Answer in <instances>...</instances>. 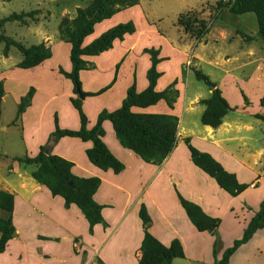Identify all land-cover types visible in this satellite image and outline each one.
Masks as SVG:
<instances>
[{
    "label": "crops",
    "instance_id": "crops-1",
    "mask_svg": "<svg viewBox=\"0 0 264 264\" xmlns=\"http://www.w3.org/2000/svg\"><path fill=\"white\" fill-rule=\"evenodd\" d=\"M117 14L97 23L93 33L84 38L82 46L90 44L113 26L126 23L111 22ZM231 15L227 8L223 9L216 19L210 21L208 32L197 41L179 26L173 36L150 30L151 24L145 20L141 29L135 24L133 34L125 35L121 41L114 40L109 50L82 57L93 65L92 69L81 70L78 74L82 92L95 93L108 87L100 95L82 98L81 108L88 120L87 129L95 126L102 111L111 113L119 109L132 84H135L137 93L148 87L146 73L151 62L145 49L159 51L160 62L156 70L160 76L154 90L162 92L176 82L174 88L177 91L172 108L164 100L145 108H130L135 114H164L178 120L175 146L158 165L146 163L122 147L108 120L102 122V142L123 165V170L117 174L111 169L101 170L89 162L86 151L92 147L91 141L65 136L53 145L51 154L70 162L74 176L100 180L92 198L102 207L106 227L96 224L91 234L88 222L76 205L65 207L62 197L53 196L48 188L32 178L36 164L25 165L16 161L35 157L56 126L71 131L80 128L78 111L70 102L71 98L78 96L74 94L72 82L58 72L59 67L66 73L72 71L70 44L66 43V60L54 62L56 54L50 45L51 40H46L45 33L30 31L32 35L38 34L40 44L50 47L51 57L29 69L17 68L19 62L15 65L29 78L26 83H18L20 92L14 99L15 115L20 98L30 88L34 93L19 121L13 123V119L8 124L19 133L16 147L22 154L14 156L16 154L4 150L0 143V190L13 195L11 217L15 228L0 257L5 256L8 247L14 246L16 256L19 254L15 261L22 258L28 264H43L50 257L46 243L64 240L80 264H94L95 261L100 264H138L143 239L138 211L143 204L151 220L147 231L164 246H169L174 239L181 243L184 258L171 262L181 264L186 260L187 244H194L195 248L200 238H206L212 245L214 237L210 231L195 230L179 204L177 193L198 205L208 216L219 219L218 230L233 235L234 239L242 236L264 199V121L255 117H264V41L257 33L248 36L249 41L242 39L239 33L246 34L244 30L239 32V24ZM35 26L38 25L24 27L32 29ZM148 39L150 43H146ZM191 59L192 66L188 67ZM192 68L209 78L232 109L217 128L201 122L206 109L202 101L210 98L213 88L197 80ZM194 78L197 86L193 85ZM5 96L4 89L1 105ZM7 130V126L0 125V133L5 134ZM187 142L198 151L209 154L225 171L234 174L239 183L249 187L231 197L192 163ZM0 212L1 218L7 217L6 212ZM260 234H264V229L256 231L249 241Z\"/></svg>",
    "mask_w": 264,
    "mask_h": 264
},
{
    "label": "trees",
    "instance_id": "trees-1",
    "mask_svg": "<svg viewBox=\"0 0 264 264\" xmlns=\"http://www.w3.org/2000/svg\"><path fill=\"white\" fill-rule=\"evenodd\" d=\"M137 4L138 0H92L88 8L77 9L76 16L73 19H63L60 22L58 26L59 38L61 41L70 44L69 59L72 64V71L66 73L59 67L58 72L72 82L75 95H77V90L85 97L100 95L107 90L108 87L95 93L82 92L78 74L81 70L93 68V65L83 60L82 57L96 56L109 50L114 40L117 39L121 41L125 35L133 34L135 32V26L131 21L117 24L103 32L90 44L82 46L84 38L93 33L94 26L97 23L110 19L118 11L133 7ZM225 8L233 15L253 13L257 21L258 35L264 41V0L218 1L215 5L217 13L213 16L212 20L216 19L219 13ZM36 13L37 10L29 13H12L5 19L0 20V27L7 22L14 21L25 26L27 25V21L24 19L30 18L32 21H36V19L33 18V15ZM190 13L193 12L188 11L181 14L177 19V26H179L185 34L190 35L197 41L208 32L211 20L207 22L203 19H192L188 16ZM193 25L196 27H193ZM239 34L242 39L246 41L251 40L250 37L242 33ZM0 43H4V57H7L11 46L15 47L21 53L22 60L16 65V67L20 69L35 67L51 57L50 47L45 45V43L25 47L12 38L4 35H0ZM144 52L149 55L151 66L146 73L148 87L143 92L137 93L135 84H132L126 91V97L121 107L111 113L102 111L97 117L95 126L91 129H87L88 120L82 112V99L79 97L75 99L71 98L70 102L79 114V130H61L56 126L54 132L50 134L45 145L40 147L35 157L16 159L17 162L25 165H37V169L32 173V178L48 188L53 196L62 197L65 207H69L71 204L76 205L88 222L90 234L96 224H102L103 227H106V223L101 215L102 207L95 203L92 198L100 185V180L97 178H79L74 176L70 171L72 164L52 155L51 149L60 138L65 136L77 137L82 141H91L92 147L86 151L89 162L104 171L111 169L116 174L121 172L123 170V165L109 152L102 142V137L104 136L102 122L108 120L112 124L115 136L122 147L131 150L146 163L154 165L162 163L175 146L178 131L177 118L164 114H135L130 111V108L133 106L145 108L156 104L160 100H164L168 107L172 108L177 97V91L174 88L176 82L170 84L162 92H156L154 88L160 76L156 70V65L160 62L158 58L159 51L150 48L145 49ZM192 71L197 80L213 88L210 98L202 101L206 105V109L201 116V122L204 125L217 128L221 124L222 118L228 112L232 111V109L221 96L220 91L206 75L195 68H192ZM115 79L116 73L114 80ZM33 93V88H30L29 91L20 98L13 123L19 121L25 108L30 105ZM3 96L4 88L2 82H0V110ZM263 104L264 100H262V105ZM255 117L264 121V117L260 115H256ZM187 147L190 152L192 163L214 179L220 188L231 197L238 196L249 187L247 184L239 183L234 174L225 171L209 154L198 151L190 145L189 142H187ZM69 183H71V185H69ZM177 198L195 230L197 232L210 231V233L215 236L220 223L219 219L208 216L198 205L184 199L178 193ZM0 210L7 213V217H0V253H3L8 241L13 237L15 228L11 217L13 210V195L1 190ZM138 217L143 227L141 257L138 264H171L174 259L184 258L183 248L179 240L174 239L169 246H164L147 231L151 220L143 204L139 208ZM260 229H264V199L260 203L259 210L250 219L240 239L235 240L233 244L223 252L221 258L219 260L215 259L212 264H229L232 255L242 245L246 244L252 238L253 234ZM217 245L218 240L214 238V256Z\"/></svg>",
    "mask_w": 264,
    "mask_h": 264
},
{
    "label": "rangeland",
    "instance_id": "rangeland-1",
    "mask_svg": "<svg viewBox=\"0 0 264 264\" xmlns=\"http://www.w3.org/2000/svg\"><path fill=\"white\" fill-rule=\"evenodd\" d=\"M218 1L226 2L228 0H138L136 6L118 11V14L116 13L117 16L111 22L132 21L134 25L136 24L141 29L146 20L148 24H151L150 30H154L155 32L158 30L161 33L165 32L168 36H173L179 30L177 19L180 14L191 11L193 13L188 15L190 18L196 20L203 19L209 22L217 13L215 5ZM91 3L92 0H0V20L5 19L12 13H29L37 10V13L33 15L36 21H32L30 18H25L24 20L27 21V25L25 26L38 25L32 29H27L19 22H7L0 27V35L10 37L21 45L29 47L31 45H38L41 42L39 41L38 34L32 35L30 31L45 33L47 36L46 40H51L50 45L56 54L54 62L62 63L67 57V44L60 40L58 26L63 19H73L76 16L77 9H86ZM78 5L80 7L76 8ZM231 17L235 23L239 24V32H243L244 30L246 36L258 34L254 14L231 15ZM195 25L193 27H196ZM150 42V39L146 41V43ZM3 49L4 43H0V82H2L3 88L6 91V96L1 105L0 125L7 126L8 130L5 134L0 133V143L4 145V150L16 154L14 156H19V154H22V151L16 147L19 142V133L16 129L8 126V124L15 116L14 99L20 92L18 83H26L29 81V78L15 68V65L22 59L21 53L11 46L7 57H4ZM192 63L191 59L188 67L192 66ZM186 69L187 66L184 70ZM193 81V85L197 86L195 78ZM55 83L59 85L58 82ZM200 84L204 86L203 83ZM13 144H15L14 147ZM261 235L264 234H260L254 240L242 245L232 256L229 264H264V236ZM213 237L218 240L215 256L213 255V244L211 245L206 238H200L195 248H193L194 244L192 246L190 244L186 245V260L181 262V264H212L215 259L219 260L221 258L223 252L235 240L240 239H234L233 235L228 236L223 231L218 230V228ZM13 247H8L5 256L0 257V264H9L10 262L12 264H17L18 262L28 264L22 258L18 262L15 261L16 258H19V254L16 256L17 252ZM46 252L50 257L46 258V262L43 264H80V260L71 254L68 243L64 240L60 242H47ZM94 264L100 263L95 261Z\"/></svg>",
    "mask_w": 264,
    "mask_h": 264
},
{
    "label": "water",
    "instance_id": "water-1",
    "mask_svg": "<svg viewBox=\"0 0 264 264\" xmlns=\"http://www.w3.org/2000/svg\"><path fill=\"white\" fill-rule=\"evenodd\" d=\"M77 96L82 99L84 97V95H82L81 93H79V90H77ZM69 185H71V183H69Z\"/></svg>",
    "mask_w": 264,
    "mask_h": 264
}]
</instances>
